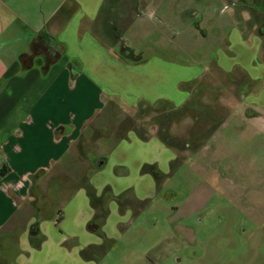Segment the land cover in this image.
<instances>
[{
    "label": "crops",
    "instance_id": "0c3cea01",
    "mask_svg": "<svg viewBox=\"0 0 264 264\" xmlns=\"http://www.w3.org/2000/svg\"><path fill=\"white\" fill-rule=\"evenodd\" d=\"M205 1L206 8L218 6V0ZM201 2L62 0L41 11L38 22L25 23L28 35L7 36L4 43L24 42L0 57V231L14 214L41 210L40 198L51 203L56 193L57 211L63 209L58 227L89 237L75 246L78 250L98 245L89 236L97 215L104 218L101 233L109 234L132 203L152 195V169L162 167L163 146L147 124L161 121L163 105L186 104L183 86L200 75L189 77L187 68L161 56H143L127 37L169 36V29L184 24L194 28L192 36L264 34V0H223L219 7L226 20L197 14L183 21L185 12L199 10ZM3 3L0 36L12 24L1 13ZM222 25L235 27L222 30ZM40 33L63 48L51 63L45 51L32 57ZM120 112L127 125L119 131L112 116ZM89 146L97 154L94 160L84 156ZM148 166L151 173L144 171ZM61 180L78 187L63 188L67 183ZM40 232L56 248L62 245L49 225L40 223Z\"/></svg>",
    "mask_w": 264,
    "mask_h": 264
},
{
    "label": "rangeland",
    "instance_id": "374dc122",
    "mask_svg": "<svg viewBox=\"0 0 264 264\" xmlns=\"http://www.w3.org/2000/svg\"><path fill=\"white\" fill-rule=\"evenodd\" d=\"M4 1L8 9L1 7V13L12 27L6 25L11 30L0 36L3 58V50L24 42L4 43L7 36L28 35L25 23L38 22L41 11L62 0ZM204 2L199 10H187L183 21L197 14L222 16L223 0L209 8ZM220 27L230 31L235 25ZM174 29L169 36L127 37L143 56H161L187 68L189 77L200 75L183 86L186 104L163 105L161 121L147 124L163 146L161 169L144 168L153 170L152 195L132 203L109 234L100 233L104 218L97 215L89 236L98 245L91 244L86 255L85 246H75L89 237L58 227L64 206L57 211L59 195L52 193L48 204L40 198L41 210L17 212L0 231V264H264V34L192 36L189 24ZM123 117L112 116L119 131L127 125ZM95 153L89 146L84 156L94 160ZM61 181L67 183L63 188L78 187ZM40 223L55 230L61 246L50 243Z\"/></svg>",
    "mask_w": 264,
    "mask_h": 264
},
{
    "label": "trees",
    "instance_id": "16d2710c",
    "mask_svg": "<svg viewBox=\"0 0 264 264\" xmlns=\"http://www.w3.org/2000/svg\"><path fill=\"white\" fill-rule=\"evenodd\" d=\"M42 51L48 53L47 62L51 63L55 59H58L63 54V48L52 38L46 36L45 33H40L33 42L32 57ZM29 63V62H27ZM31 235L37 234V231L33 229L30 230ZM40 234V233H39Z\"/></svg>",
    "mask_w": 264,
    "mask_h": 264
},
{
    "label": "flooded vegetation",
    "instance_id": "af4514ba",
    "mask_svg": "<svg viewBox=\"0 0 264 264\" xmlns=\"http://www.w3.org/2000/svg\"><path fill=\"white\" fill-rule=\"evenodd\" d=\"M100 233H101V232H100ZM29 234H30V232H29ZM101 234L103 235V233H101ZM30 238L34 240V239H36L37 237H35V235H31V234H30ZM31 239H30V240H31ZM30 242H32V244H33L34 241H30ZM90 246H91V245H89L88 247L84 248V250H83V253H84V254H85L86 249L89 248ZM85 255H86V254H85Z\"/></svg>",
    "mask_w": 264,
    "mask_h": 264
}]
</instances>
